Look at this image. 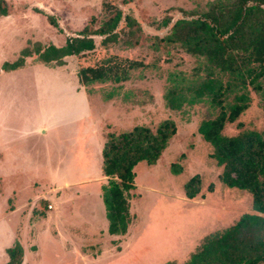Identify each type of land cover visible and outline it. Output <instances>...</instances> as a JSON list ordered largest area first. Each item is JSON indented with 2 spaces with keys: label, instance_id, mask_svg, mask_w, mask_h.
<instances>
[{
  "label": "rangeland",
  "instance_id": "obj_1",
  "mask_svg": "<svg viewBox=\"0 0 264 264\" xmlns=\"http://www.w3.org/2000/svg\"><path fill=\"white\" fill-rule=\"evenodd\" d=\"M225 1L3 0L0 3L7 7V15L0 16V152L2 148L6 151L0 155L3 160L0 172L1 165L9 166L8 160L17 152L21 164L30 159L36 162L38 169L33 174L39 171L36 182L42 187L58 179L75 183L102 176L101 149L91 143L89 134L76 147L71 135L79 126L90 133L96 110L102 112L101 125H106L104 128L110 133L127 132L137 126L155 130L164 120L174 121L177 127L156 165L141 162L135 168L129 239L124 238L126 242L121 243L119 250L115 249L103 261L87 259L85 264H108L125 253L133 241L140 260L135 258L136 264H185L207 235L235 225L245 214L256 213L250 192L222 183L219 177L222 167L213 156L215 148L200 132L202 123L220 112L209 97L200 98L194 92L208 78L205 58L190 54L179 43L165 41L178 20L201 17L213 3ZM118 11L122 12V19L116 36L104 42V36L94 35L93 51L50 63L35 54L37 46L64 47L69 38L78 37L87 26L90 31L99 29ZM26 50L33 52L25 58L23 66L1 71L5 62H15ZM87 69L99 71V77L84 81L82 72ZM53 77L58 81L55 87L49 83ZM258 83L261 89L248 86L250 107L234 122L226 124L224 135L237 136L244 130L264 132V77ZM97 98L108 107L98 104ZM41 125L47 126V138L39 135ZM3 170L6 178L0 183V264L12 247L8 225L15 217L8 219L14 213L9 211V205H17L21 194L23 198L33 197L27 194L26 181L20 182L21 171L16 177L14 172ZM193 177L199 180V193L189 198L185 188ZM81 185L69 188L90 195L92 206L81 207L79 229L89 231L86 229L97 224L107 225L101 195L93 186ZM28 187L31 191L39 188ZM7 193L13 196H9L11 204L1 197ZM39 206L37 203L38 209ZM90 210L95 213L94 219L88 214ZM41 244L40 264H64L70 260L63 251L65 246L56 250Z\"/></svg>",
  "mask_w": 264,
  "mask_h": 264
},
{
  "label": "trees",
  "instance_id": "obj_2",
  "mask_svg": "<svg viewBox=\"0 0 264 264\" xmlns=\"http://www.w3.org/2000/svg\"><path fill=\"white\" fill-rule=\"evenodd\" d=\"M2 15H7V7L0 4ZM121 19L122 12L118 11L95 31L85 27L78 37L69 38L64 47L37 46L34 52L40 60L50 63L93 51L94 35L104 36V42L110 40L116 36ZM165 41L179 43L190 54L205 58L208 78L194 92L197 97H209L220 112L202 123L200 132L215 148L213 156L222 167L219 176L222 183L250 192L256 212L245 214L231 227L207 235L185 264H264V132L244 130L237 136L223 133L228 122H234L250 107L248 86L261 89L258 81L264 77V0L213 3L210 11L201 17L178 20ZM25 52L15 62H5L1 71L23 66L33 51ZM82 75L88 82L99 77L100 72L87 69ZM172 105L176 107L175 103ZM176 131L174 121L164 120L155 130L137 126L119 134L108 133L102 152L103 173L108 182L102 195L110 234L125 235L133 223L129 211L130 193L135 189V168L141 162L156 165ZM185 189L189 198L196 197L198 178L193 177ZM7 253L8 264H22L20 244L8 248Z\"/></svg>",
  "mask_w": 264,
  "mask_h": 264
},
{
  "label": "crops",
  "instance_id": "obj_3",
  "mask_svg": "<svg viewBox=\"0 0 264 264\" xmlns=\"http://www.w3.org/2000/svg\"><path fill=\"white\" fill-rule=\"evenodd\" d=\"M66 69L71 71L70 66H67ZM59 70L62 71L63 68H59ZM53 72L57 71L54 69ZM49 83L51 87H55L58 81L55 77H53L51 80H49ZM81 89L84 90L82 87ZM96 101L98 104L102 105L103 108L108 107V105L105 104V102H103L100 98H97ZM101 113L102 112L96 110L94 115L93 127L90 129V133H86L85 131H83L81 126H79L80 128L78 130L77 128H75V130L71 132L72 138L74 139V145L76 147H79L82 139L86 140V135L89 134L92 140L91 143L99 147L101 149V153L103 152L104 144L107 140V135L110 132H108V130L104 128L106 125H101V122L104 121L103 118H101ZM79 115L80 114H78V116ZM78 118H76L74 121H77ZM39 135L42 138L48 137V129L46 125H41L39 127ZM19 150L21 151L20 148ZM4 152L6 151L2 148L0 155ZM21 160V156L16 152L15 155H13L12 159L8 160L9 162L7 163L9 166H4V164L1 165L0 183L2 182V179L4 180V178H6L3 169H7L9 172H14L16 177L22 172V179L20 182L24 183V181H26L24 185H26L27 194L33 196L32 198L27 199V196L23 198L21 194L18 197L19 202L17 205H9V211L14 213H12V216L8 217V219H13L15 217L14 222L8 220V222L10 221L9 223H11V225H8L10 227V233L12 237L11 244L12 247L16 244H20L24 248L25 254L22 258V264H40L41 254H39V252L41 253L40 245L42 246V242L47 244L48 247L56 250L58 249L57 247L65 246L63 251L66 252L67 257L70 258V260L65 262L64 264H85L87 259H90L94 262L103 261L104 258H107L108 254H113V251H115V249L116 251L117 248L119 250V246L121 245V243L126 242L124 241V238H127V240L129 239L131 234V231L129 229L125 235L110 234L108 219L107 225L104 224L103 226H100L97 224L98 226L96 225L93 228L86 229L89 231L79 229L81 227V224L79 223L82 215L81 207L86 204L91 207L92 202L89 201L90 195L88 196L86 193H83L77 189L72 190L69 187L77 188L82 186V183H87L88 185L93 186L101 195L100 205L105 207L102 194L103 186L107 184L108 180L107 177L104 176V173H102V176L98 175V177L96 176L94 179L88 180L87 178H85L82 181L75 180V183H71L69 179H58L55 180L51 185L46 184L42 187L40 183L36 182V180H38L39 171L36 175L33 174V170L38 169V165L36 166V162L33 159H30L27 163L21 164ZM2 161L3 160L1 159L0 164H2ZM29 169L30 172L26 171ZM58 184L59 187L57 188ZM28 186L39 188L31 191ZM9 196L13 197L8 193L1 197L3 199H8L9 203L11 204L13 202L12 199L9 198ZM28 200L29 202L26 204ZM32 200L33 203H30ZM37 203H40L39 209L37 207ZM103 211L104 215L106 216V207L105 209H103ZM88 214L92 219H94L95 213L93 210H90ZM35 220H38L39 222L36 223ZM90 222L94 223L93 221ZM134 245H136V243L134 244L133 241L131 247H129L130 249L127 247L125 253L118 255L120 257H116L112 260V262L108 264H136L137 262L135 258L139 262L140 260L135 253V247H137V245ZM29 257L33 258V260L29 261ZM9 260L10 258L7 253L6 259L4 258L1 264H8Z\"/></svg>",
  "mask_w": 264,
  "mask_h": 264
}]
</instances>
